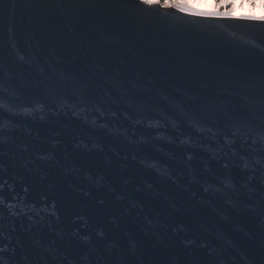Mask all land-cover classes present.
Instances as JSON below:
<instances>
[{
    "label": "water",
    "instance_id": "95a60500",
    "mask_svg": "<svg viewBox=\"0 0 264 264\" xmlns=\"http://www.w3.org/2000/svg\"><path fill=\"white\" fill-rule=\"evenodd\" d=\"M184 16L0 4V264H264V22Z\"/></svg>",
    "mask_w": 264,
    "mask_h": 264
},
{
    "label": "clouds",
    "instance_id": "9594fccd",
    "mask_svg": "<svg viewBox=\"0 0 264 264\" xmlns=\"http://www.w3.org/2000/svg\"><path fill=\"white\" fill-rule=\"evenodd\" d=\"M162 2L164 6H174L186 13H213L220 16L239 15L240 17L264 20V15H242L244 12H240L238 14L235 10L234 0H223V2L222 0H215V6L213 7L214 10L196 6L199 3L205 2V0H192V3H189L188 0H162ZM247 2L251 5L252 8H256V0H247ZM244 4L245 0H240L239 7L243 8Z\"/></svg>",
    "mask_w": 264,
    "mask_h": 264
},
{
    "label": "snow or ice",
    "instance_id": "6c2138e0",
    "mask_svg": "<svg viewBox=\"0 0 264 264\" xmlns=\"http://www.w3.org/2000/svg\"><path fill=\"white\" fill-rule=\"evenodd\" d=\"M3 3V0H0V4ZM138 3L140 5L145 6L148 9H156L160 15L162 16H169L173 15L174 13H182L185 14L183 19L195 17L200 18L199 21H192V23H200V22H211L214 20H220V19H227L231 18L233 20H242V21H259L264 22V20H258L254 18H246V17H233V16H220L213 13H186L181 11L179 8H176L174 6H164L162 0H138ZM170 10H174V12H170Z\"/></svg>",
    "mask_w": 264,
    "mask_h": 264
},
{
    "label": "bare ground",
    "instance_id": "6f19581e",
    "mask_svg": "<svg viewBox=\"0 0 264 264\" xmlns=\"http://www.w3.org/2000/svg\"><path fill=\"white\" fill-rule=\"evenodd\" d=\"M188 2L192 3V0H188ZM234 5H235V10L238 14L240 12H244L242 15H250V14L257 16L264 15V0H256V5H257L256 8H252L251 5L247 2V0H245V4L243 8L239 7L240 0H235ZM196 6L214 10L213 7L215 6V0H205V2L199 3Z\"/></svg>",
    "mask_w": 264,
    "mask_h": 264
},
{
    "label": "rangeland",
    "instance_id": "374dc122",
    "mask_svg": "<svg viewBox=\"0 0 264 264\" xmlns=\"http://www.w3.org/2000/svg\"><path fill=\"white\" fill-rule=\"evenodd\" d=\"M235 1V0H234ZM222 2H223V0H222Z\"/></svg>",
    "mask_w": 264,
    "mask_h": 264
}]
</instances>
